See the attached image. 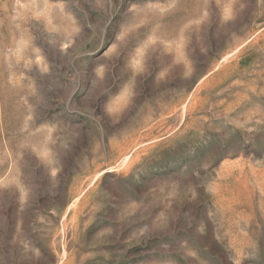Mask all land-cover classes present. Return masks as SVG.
Instances as JSON below:
<instances>
[{
    "label": "rangeland",
    "instance_id": "obj_1",
    "mask_svg": "<svg viewBox=\"0 0 264 264\" xmlns=\"http://www.w3.org/2000/svg\"><path fill=\"white\" fill-rule=\"evenodd\" d=\"M0 264H264V0H0Z\"/></svg>",
    "mask_w": 264,
    "mask_h": 264
}]
</instances>
